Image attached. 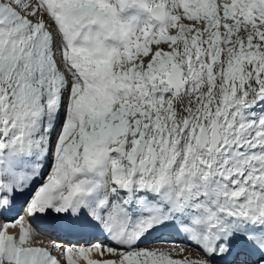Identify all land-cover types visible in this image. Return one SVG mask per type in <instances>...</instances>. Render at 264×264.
I'll return each instance as SVG.
<instances>
[{"label": "snow or ice", "instance_id": "snow-or-ice-1", "mask_svg": "<svg viewBox=\"0 0 264 264\" xmlns=\"http://www.w3.org/2000/svg\"><path fill=\"white\" fill-rule=\"evenodd\" d=\"M81 261L264 264V0H0V264Z\"/></svg>", "mask_w": 264, "mask_h": 264}, {"label": "bare ground", "instance_id": "bare-ground-1", "mask_svg": "<svg viewBox=\"0 0 264 264\" xmlns=\"http://www.w3.org/2000/svg\"><path fill=\"white\" fill-rule=\"evenodd\" d=\"M7 214H9V213H7ZM9 217L10 218H14L15 216L10 215ZM25 219L27 221V217H25ZM45 222H47V221L46 220H41V219H35V220L30 222L31 223V227L34 229V231L39 233L38 239L43 240L45 243H47L48 241H55L56 243H58V244L63 246L65 243H62L59 239H54V238L45 236L43 234V232H41V230H40V228H38L37 224H44ZM153 237H163V238L175 240L177 243L181 244L182 246H185L189 251H191L193 253V255L196 254L195 245H189L187 241H185L180 235H178L174 231L163 230V231H160V232H157V233H153ZM142 246H144V245H142ZM53 254L55 255L56 253L53 252ZM81 264H83L82 261H81Z\"/></svg>", "mask_w": 264, "mask_h": 264}, {"label": "rangeland", "instance_id": "rangeland-1", "mask_svg": "<svg viewBox=\"0 0 264 264\" xmlns=\"http://www.w3.org/2000/svg\"><path fill=\"white\" fill-rule=\"evenodd\" d=\"M169 237V236H168ZM170 238V237H169Z\"/></svg>", "mask_w": 264, "mask_h": 264}]
</instances>
